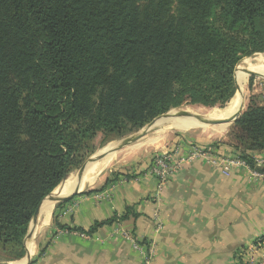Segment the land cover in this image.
I'll return each instance as SVG.
<instances>
[{
	"label": "trees",
	"instance_id": "16d2710c",
	"mask_svg": "<svg viewBox=\"0 0 264 264\" xmlns=\"http://www.w3.org/2000/svg\"><path fill=\"white\" fill-rule=\"evenodd\" d=\"M171 4L0 0L4 261L25 256L33 214L98 133L121 136L184 104L223 107L236 65L264 54V0H176L175 13ZM237 125L247 141L234 155L264 173L253 159L264 152V106Z\"/></svg>",
	"mask_w": 264,
	"mask_h": 264
},
{
	"label": "crops",
	"instance_id": "0c3cea01",
	"mask_svg": "<svg viewBox=\"0 0 264 264\" xmlns=\"http://www.w3.org/2000/svg\"><path fill=\"white\" fill-rule=\"evenodd\" d=\"M190 143L212 145L221 157L235 154V144L207 140L179 141L169 151L180 146L184 155ZM149 164L97 176L93 192L57 201L45 224L39 209L16 264H145L149 243L148 264H235L234 257L264 235V178H252L242 167L223 176L195 161L157 193ZM123 234L144 247L136 249Z\"/></svg>",
	"mask_w": 264,
	"mask_h": 264
},
{
	"label": "rangeland",
	"instance_id": "374dc122",
	"mask_svg": "<svg viewBox=\"0 0 264 264\" xmlns=\"http://www.w3.org/2000/svg\"><path fill=\"white\" fill-rule=\"evenodd\" d=\"M171 1H172L171 11L172 13H175L177 10L176 0H171ZM254 58H255V55L249 57L248 59L243 58L236 65L235 70H237L238 67H240L246 62H254L253 61ZM251 79L252 81H250ZM263 85H264V79L248 77L246 83L243 86L244 104H243V110L240 114V117L241 115H243V113H245L248 107L252 105L262 106L261 103L264 101ZM227 104H225L223 107L216 106L213 108H206V107H202L199 105L192 106V105L184 104L177 109H179L180 111H192V112L196 110H202V111L207 110L208 112L206 113H209L210 111L223 110L227 106ZM172 110L168 111L167 113L162 114L159 117L161 118L163 116H166ZM238 119H236L235 121H233L232 123L228 125L226 124V130L221 134L212 133V130L214 129L213 126H206V125L198 123L195 127L189 130H179L175 128L168 129L166 130V133L164 132L162 134L163 138L158 143L152 144V145H145V146H142V148L140 149L130 150V147L136 144H139V143H143L153 138L155 136L156 129L155 130L152 129L142 139L136 142H133V143H129L117 149L115 151L116 155H115L114 160L108 167H106V169H104V171L101 172V174L98 175L99 179L107 175H111V174L114 175L115 177L116 175L120 174L119 172L126 171V169L129 167L136 166V165L140 166L141 164L146 165L147 161L151 163L152 159L156 155L160 154L163 151H169V149L173 145L178 143L179 141L188 142V141L194 140L196 142H200V141L207 140V141H222V142H225L229 146L230 144L239 145L240 143H243L244 140L247 139V135L238 127L237 125ZM187 120H190V119H187ZM142 128L136 129L133 131H128L121 136H105L101 133H98L90 142L86 143L85 146H83L82 149L76 154L75 161L77 163V166L70 171L66 179L70 177H74V176L77 177L85 161L89 157H91L94 153L103 151V148L106 147L107 144L112 143V142L117 144L128 137L136 135ZM261 154H264V152ZM94 187L95 186L93 185L90 187L88 186L87 188L80 191L79 193L87 194V193L93 192L92 189H94ZM63 201L64 200L59 201L58 204L62 203ZM130 240L132 241L134 240V238L131 237ZM257 242H261L262 245H261V248L255 249L254 247H256ZM135 243L139 245V247L140 245L144 247V245H142L141 242H138L137 240L135 241ZM146 248H148L147 250L148 254L144 255L145 257L144 261H145V264H148L151 258L153 257V245L149 243L146 245ZM252 248L254 249V251L251 250ZM4 258L5 257L1 253V250H0V262L16 263L19 261V260L4 261ZM234 261H235V264H259V263L264 264V235L255 239L252 245H249L247 248L240 251V253L234 257Z\"/></svg>",
	"mask_w": 264,
	"mask_h": 264
},
{
	"label": "bare ground",
	"instance_id": "6f19581e",
	"mask_svg": "<svg viewBox=\"0 0 264 264\" xmlns=\"http://www.w3.org/2000/svg\"><path fill=\"white\" fill-rule=\"evenodd\" d=\"M248 59V58H247ZM246 59V60H247ZM254 62H246L236 70V78L240 88L243 93V86L247 81L248 70L257 71L264 76V54H256L253 60ZM262 76V75H261ZM242 95L241 92L238 91L234 95V97L228 102L227 106L220 111H210L207 110H196V111H180L179 109H174L166 116L159 118L156 121V124L153 128L155 131V136L143 143L136 144L130 147V150H136L142 148L145 145H152L158 143L163 138V133H166L168 129H179V130H189L195 127L198 123L193 120H187L184 118L185 115H198L212 120H225L230 118L235 112L238 111L239 107L242 104ZM228 125V124H227ZM166 127V128H165ZM212 133L221 134L226 130V124L213 126ZM158 129V130H157ZM174 129V130H175ZM147 137V136H146ZM118 144V143H117ZM116 143H109L106 147L103 148V151L112 150L116 147ZM119 149V148H118ZM113 153L101 158L96 159L89 167L86 174L79 180L78 177H70L68 178L62 188H56L52 195L46 197L40 207L42 218L44 219L43 224H45L50 216L51 210L54 204L58 201L59 195H67L75 192L76 187L79 188V191L84 190L88 186H92L97 179V176L101 174L106 167L112 162ZM31 237V236H30ZM30 246L31 243H30ZM34 246V245H33Z\"/></svg>",
	"mask_w": 264,
	"mask_h": 264
},
{
	"label": "built area",
	"instance_id": "2783aa9c",
	"mask_svg": "<svg viewBox=\"0 0 264 264\" xmlns=\"http://www.w3.org/2000/svg\"><path fill=\"white\" fill-rule=\"evenodd\" d=\"M180 146H176L171 151H163L156 155L148 166V174L156 181V192H160L165 182L175 174L184 164H190L195 161H202L219 171L223 176H228L230 169L233 167H242L252 178H264V173L251 169L245 161L233 155L231 157L219 156L212 147H204L196 143H190L188 151L184 155H179ZM257 168L264 167V154L253 157ZM156 230L160 229V224L156 223ZM126 239H131L129 234H123ZM132 240V244L136 249H140L139 245ZM261 242L256 243V248H261ZM254 251V249H251ZM260 264V263H259Z\"/></svg>",
	"mask_w": 264,
	"mask_h": 264
},
{
	"label": "water",
	"instance_id": "95a60500",
	"mask_svg": "<svg viewBox=\"0 0 264 264\" xmlns=\"http://www.w3.org/2000/svg\"><path fill=\"white\" fill-rule=\"evenodd\" d=\"M248 75H249V78L250 77H260L262 79H264V77H262L261 75H259L258 73L256 72H251V71H248ZM234 84H235V93L234 95L236 94V92L240 91L241 92V95H242V104L241 106L239 107L238 111L235 112L230 118L228 119H225V120H212V119H208V118H205V117H202V116H198V115H185L184 118L186 119H190V120H193L197 123H200V124H203V125H206V126H219V125H223V124H230L232 123L233 121H235L236 119H238L240 117V114L243 110V104H244V94L242 93V89L240 88L239 84H238V81H237V78H236V70L234 71ZM233 95V97H234ZM232 97V98H233ZM231 98V99H232ZM230 99V100H231ZM160 117L152 120L150 123H148L147 125H145L136 135L134 136H131V137H128L126 139H124L123 141L119 142L116 147L112 150H106V151H101V152H97V153H94L91 157H89L85 163L83 164V166L81 167L80 171H79V175L77 176L78 179L80 180L85 174L86 172L88 171L90 165L96 160V159H101V158H104L112 153H114L118 148L124 146V145H127L129 143H133V142H136L140 139H142L149 131H151L155 124H156V121L159 119ZM66 180V179H65ZM65 180H63L60 185L58 186L59 188H62L64 183H65ZM57 187V188H58ZM54 192V191H53ZM52 192V193H53ZM79 188L76 187V190L75 192L73 193H70V194H67V195H59L58 197V201H61V200H66V199H69L71 197H73L74 195H76L77 193H79ZM52 193L50 195H52ZM49 195V196H50ZM43 202V201H42ZM42 204V203H41ZM41 204L38 206L37 210L35 211V213L33 214L32 218H31V221L29 223V226H28V230H27V234L25 236V239H24V245H25V241L27 240V237H28V234L31 232L32 228L34 227L35 225V222L37 220V217H38V212H39V209H40V206ZM0 264H16V263H5V262H0Z\"/></svg>",
	"mask_w": 264,
	"mask_h": 264
}]
</instances>
